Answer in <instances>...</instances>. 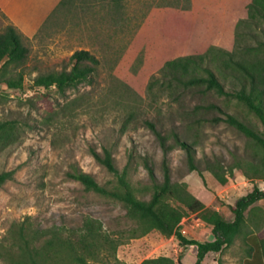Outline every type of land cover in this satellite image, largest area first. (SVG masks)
Returning <instances> with one entry per match:
<instances>
[{
  "label": "rangeland",
  "instance_id": "obj_1",
  "mask_svg": "<svg viewBox=\"0 0 264 264\" xmlns=\"http://www.w3.org/2000/svg\"><path fill=\"white\" fill-rule=\"evenodd\" d=\"M222 1L235 0H76L49 24L44 23L36 36L26 37L29 56L19 69L25 77L24 89L0 87V123L14 122L19 127L16 142L0 144V173L16 172L13 181L0 187V264H7L1 250L3 245L9 247L14 224L77 229L87 217L100 221L119 240L116 255L110 253L106 264H141L161 256L172 258L175 264H195V247L183 246L175 237L152 231L131 238L137 225L122 203L88 192L68 176L80 170L100 185H112L115 177L91 153L102 154L108 148L118 169L128 170L139 198L149 199L153 181L145 165L149 162L162 182L164 153L147 122L173 148L169 156L173 182L186 183L207 208H223L221 215L228 221L234 219L230 207L254 191V186L246 185L244 179L235 187L222 186L206 170L207 164L217 159L228 170L247 160L251 140L234 127L212 122L222 114L202 107L218 105L257 130L262 131L263 126L235 101L180 84L172 63L193 53L188 46L166 39L161 29L167 16L174 12L185 15L184 9L205 25L210 21L208 12L222 10ZM2 23L0 34L10 24ZM245 30L261 35L254 27ZM249 41L242 44H253ZM80 50L100 60L92 82L64 94L55 87H34L39 75L70 70L71 56ZM175 136L194 147L202 174L190 172L186 153ZM246 171L247 180H263ZM255 206L252 214L247 213L243 234L222 253L208 254L204 264H241L249 254L246 240L264 238V200ZM180 225L187 239L214 240L212 227L198 213L184 218ZM253 231L258 236H251Z\"/></svg>",
  "mask_w": 264,
  "mask_h": 264
},
{
  "label": "trees",
  "instance_id": "obj_2",
  "mask_svg": "<svg viewBox=\"0 0 264 264\" xmlns=\"http://www.w3.org/2000/svg\"><path fill=\"white\" fill-rule=\"evenodd\" d=\"M74 1L76 0H62L45 25ZM221 6L222 10L218 13L208 12L210 21L205 25L201 23V19L189 16L184 9L185 15L174 12L167 16L161 29L166 39L188 46L193 53L172 63L176 72L174 78L180 84L203 88L207 92H215L235 101L254 115L263 126L262 131L257 130L218 105L202 107L209 111H220L222 116L213 118L212 122L234 127L251 140L249 147L252 151L248 154V159H242L228 170L217 159L208 162L206 170L220 185L225 186L236 177L250 176L246 170L264 180V0L222 1ZM252 27L260 30L261 35L245 30ZM26 40L12 24H8L0 34V87L5 86L9 90L24 89L25 77L19 69L25 66L29 56ZM247 40L253 44H242ZM71 64L70 70L37 76L34 87L46 90L55 87L64 94L80 84L92 82L100 67V60L91 52L80 50L71 56ZM147 126L156 136L164 153L162 182L157 180L153 166L149 162L145 165L153 181L147 192L149 199L139 198L136 187L129 180L128 170L121 172L118 169L113 153L108 148H104L102 154L96 150H91V153L115 177L112 185H100L93 176L80 170H74L68 176L80 182L86 191L122 203L127 216L137 225L131 238H141L152 231H158L165 238L175 237L183 246H194L195 264H204L208 254L222 253L243 234L249 220L247 213L252 214L257 208L255 205L264 200V191L255 188L247 196L237 200L230 207L234 219L228 221L216 207L207 208L193 196L186 183L173 182L169 164L173 148L154 124L147 122ZM18 132L16 123H0V144H13L18 139ZM175 141L186 153L190 172L202 174L194 147L178 136H175ZM15 174L14 170L0 173V187L13 181ZM196 213L212 227L213 241L190 240L182 233V220ZM255 226L258 231L262 230L257 223ZM254 234L257 235L254 231L250 233L251 236ZM254 239L255 244L246 240L249 245L248 255L260 253L264 258V238ZM9 242V247L3 245L1 250L7 264H106L110 253L115 256L120 245L118 239L104 230L100 221L91 217L85 218L83 225L77 229L57 226L49 229L31 228L27 222L14 224ZM141 264H175V261L161 256L146 259Z\"/></svg>",
  "mask_w": 264,
  "mask_h": 264
},
{
  "label": "crops",
  "instance_id": "obj_3",
  "mask_svg": "<svg viewBox=\"0 0 264 264\" xmlns=\"http://www.w3.org/2000/svg\"><path fill=\"white\" fill-rule=\"evenodd\" d=\"M61 1L0 0V29L4 25L2 21L6 20L7 23L14 25L25 37L32 38L40 31ZM217 210L220 212L224 209L217 208ZM253 243L255 244L254 241ZM241 264H264V258L260 253H254L242 259Z\"/></svg>",
  "mask_w": 264,
  "mask_h": 264
},
{
  "label": "built area",
  "instance_id": "obj_4",
  "mask_svg": "<svg viewBox=\"0 0 264 264\" xmlns=\"http://www.w3.org/2000/svg\"><path fill=\"white\" fill-rule=\"evenodd\" d=\"M241 177H243V176H239V177L235 178L229 185L235 187V184L239 181V179H244L245 180L244 182H246V185L248 184V186H251V185H252V187L254 186V188L252 190H254L255 188H258L260 191H264V180L253 181L250 179L247 180L246 177H243V178H241ZM252 183H254L255 185H253ZM247 187H245V188H247Z\"/></svg>",
  "mask_w": 264,
  "mask_h": 264
}]
</instances>
